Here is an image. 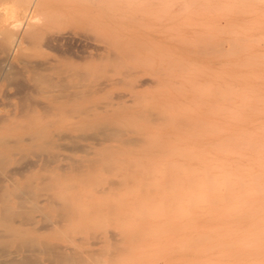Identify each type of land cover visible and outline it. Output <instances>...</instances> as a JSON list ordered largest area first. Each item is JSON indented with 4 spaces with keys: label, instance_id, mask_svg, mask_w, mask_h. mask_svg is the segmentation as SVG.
<instances>
[{
    "label": "bare ground",
    "instance_id": "bare-ground-1",
    "mask_svg": "<svg viewBox=\"0 0 264 264\" xmlns=\"http://www.w3.org/2000/svg\"><path fill=\"white\" fill-rule=\"evenodd\" d=\"M96 1L99 2L100 0ZM105 1H103L104 4ZM194 1L190 2L188 0L189 4L192 3L196 6L195 3L193 4ZM40 2L41 0H27L26 8L18 18H14V21L10 24H2L3 33L6 32L7 34L10 29L12 30L10 40L5 38L0 40V82L7 81L13 86L15 85L19 97L17 103L12 105L10 102L11 106L9 107L12 108L11 110L7 112L0 110V123L7 121L15 123L13 133L0 134V239L5 237L13 239L12 251L8 246L9 244L3 243L4 241L0 242V264H43L40 259L41 254L46 257V260H44L46 264H100V262L98 263L93 259L95 257L94 251L83 252L77 248L68 250L47 242H38L35 239L36 237H33V233L38 232L40 229L53 232L56 228L55 225L59 222L63 223L62 227H59L64 228L67 219L73 215L70 204H75V206L77 204V193L80 187L76 188L75 184L70 182L71 180H64L62 184L65 187L67 186L66 190L61 191V193L56 192L62 189L55 191V185L49 182V180H52L48 175L49 168L55 166L54 169L65 174L68 171L80 172L83 168L94 166L98 162L97 158L82 160L64 156L61 153L62 151L70 153L83 152L86 155L95 156L103 155L104 169L110 171L116 162L113 161L114 155L120 153H138L146 155V157L164 154V156L170 155L177 160L171 164L172 172L170 174L167 173L168 171L165 172V177H168L166 181L164 180L166 185L163 184L164 182L160 178H156L153 186L150 185V189L145 184L149 180L147 181L144 178L147 182L142 181L141 194L133 195V198H135L134 196L144 197L143 192L146 193L148 190H152L149 193L153 192V197L158 201V204L153 206H150L151 204H141L132 209L135 211L136 218L141 222L135 232L136 242L141 245L139 264H264V13H253L251 15V12H244L235 15L225 12L223 15L225 26L218 31L216 29V43L206 44L205 46L200 45V47L197 46V49L194 48V53H200L206 57L219 54L221 60L216 77H212L208 84H205L206 87L204 85L205 89L202 88L200 91L202 95H199L201 97L199 104L193 102L183 113L171 109L172 112L169 111L171 113H168L162 109V106H158L159 109L142 107L143 110L139 112L137 117H119L120 113L127 112L130 108L137 106L136 103L133 104L132 101L127 106L126 101L122 102L119 101L122 99H119L117 102L108 101L101 103V105L88 106L78 102L79 99H84L93 92L99 93L110 90L118 81L106 79L96 84L85 83L87 72H85L84 67L79 69V66H75V68L69 64L65 66L67 70L62 68L65 55L60 56L61 54L58 53V58H62H50L49 56V59L35 60L29 49H25V53L28 54L24 53L22 50L23 44L28 43L31 39L33 41L35 37V34L30 33L28 36L25 32L34 22L31 21L37 17H35V12L40 6ZM87 2L84 3L87 4ZM255 7L261 6L255 5ZM202 10L199 11L202 12ZM206 10L215 15L217 14L215 10L214 12L211 10V7L209 9L205 8L203 12H207ZM35 21L37 20L35 19ZM34 23L36 24V22ZM89 29L87 30L89 31ZM68 32L69 34L52 32L46 36V46L53 47L51 50L47 48V51L52 52L54 48L59 47L62 43L67 44L73 41L74 38L70 34L72 31ZM91 32L92 30L88 33L89 36ZM94 32L91 33L93 37L96 38L97 36V39L105 38L97 35L99 31ZM75 36L77 37L74 34ZM80 37L82 36L79 35L78 38ZM204 38H201L202 41H204ZM27 39L29 40L27 41ZM97 39L93 42L96 43L101 40L98 41ZM195 39L199 40V37H195ZM171 40L172 42L175 41L174 39ZM179 40L175 42L180 44L181 40ZM83 42L81 41L79 44ZM182 42L184 43V41ZM186 42L184 44L188 47L190 42ZM44 43H38L40 46L37 48L42 47ZM75 43L77 41L73 42L74 45ZM98 44L101 45L102 43ZM126 44L124 47L131 48V44L128 45V42ZM199 44L197 43V45ZM141 48L143 47L141 46ZM143 49L147 50L148 48L145 49L144 47ZM34 51L33 49L32 54L34 55L40 53V50ZM85 51H88V48ZM82 53L88 55L89 52L83 50ZM112 54L114 55V52ZM66 56L68 57V55ZM111 57L110 61L118 62L120 60V58H116V60L114 56ZM201 58L203 57L201 56ZM66 59L69 60L70 57ZM82 59H85V57ZM74 60L72 61L74 62ZM16 62L21 67H17ZM140 65L143 67L145 64L142 65L141 63ZM190 65L191 63L188 64L189 67L194 66ZM169 66L170 64L166 66L167 73L165 71L161 76L159 65L156 74L159 77H169L172 74V72H169L172 70L169 69L172 68V65ZM118 67L117 64V69ZM124 68L125 70L128 68V70L124 71L125 76H121L122 81L119 84L124 81L122 85L129 87L131 85L130 81L127 82L126 80L127 77L132 76L131 71L134 72L135 69H131L127 65ZM181 68H178L177 75L183 71L186 74L187 70L184 67L183 70ZM126 72L129 73V76ZM97 74H99L98 71ZM201 75L202 73H200ZM67 79L75 82H68ZM183 80L192 87L191 92L199 87L197 76L188 77L187 75ZM149 81L158 83L160 79L157 77L154 79L153 77ZM133 82L135 83V81ZM142 82L137 83L135 89L142 84V86L146 85L145 81ZM164 83L166 84V82ZM173 84L181 83L173 80ZM12 85L10 87H13ZM1 86L3 87V85ZM170 88L172 87L170 86ZM177 88L175 89L176 92H182L183 89L177 91ZM17 92L13 95H17ZM6 95L7 93H4L3 98H6ZM191 95L193 96L195 93ZM109 96L111 95L107 97ZM124 96L121 94L119 97L123 98ZM162 97L164 98V96ZM184 98L182 97V99ZM153 106L156 107L157 105ZM6 107L8 106L3 105V108ZM94 115L98 117L95 118ZM162 122H164V125L167 122L172 130L171 134L166 133L164 136L177 137L169 146L162 141V134H148L147 131L145 132V125L142 124H158L161 129ZM87 140H92L94 143L90 145L81 143ZM112 140L118 144L104 145ZM13 159L15 160V166L9 168V164ZM60 161H67V163L59 165ZM135 162L130 161L127 177H121L117 174L118 178L114 179L113 174L117 170L113 169L115 173L111 172L113 173L111 176H108L110 172L106 171V175L111 179L106 182L105 187L96 192L103 195L106 201L109 200L106 203L107 209L111 206L110 208L114 210V206H118L116 190L119 187L128 189L129 185L134 183L135 180L131 177L134 175V171L131 170L141 167L140 163L134 166ZM151 165L153 166V163ZM133 166L135 168H132ZM38 167L42 168V171L44 170V173L40 174V195L32 190L35 174H32L27 181L17 187L13 177L15 174L19 175L21 172L33 171ZM168 167L170 168V166H166V168ZM152 173L154 172L148 170L149 176ZM81 175V172L80 176L77 175L80 178H78L77 184L84 187V185L89 184L90 176L83 174L84 176L81 177ZM91 175L94 176L95 174ZM21 177H24L23 174ZM52 181L56 183L57 180L53 179ZM95 183L97 184L98 181ZM95 183H92L94 189L96 188ZM113 191L115 192L113 193ZM79 192H83V190ZM84 194L87 195L88 192ZM110 194L112 197H108ZM93 195L95 196V194ZM86 197H89V195ZM11 198L16 200L15 206L10 205L12 204ZM141 199L144 201V198ZM111 200L115 201L116 204L110 203ZM89 202L92 205L98 203L93 202L92 199H89ZM138 203L139 201H137ZM87 209L85 207L84 210L87 211ZM94 210L95 212L98 211L97 208H94ZM50 211L53 215L50 214ZM35 212L40 213L44 224L38 229L27 228L28 224H34ZM111 214L114 216L113 213ZM111 219L108 220V223L113 225ZM149 221L153 222L150 223ZM150 225L156 227V229L148 233L147 227ZM92 226L91 224L90 229L95 227ZM167 229L168 233L166 235L165 230ZM110 232L109 235L114 234V230H110ZM54 234L56 236L58 233ZM68 235L71 236V234ZM60 236L58 234L57 238H60ZM96 236L98 237V235ZM130 236L131 233L124 234V236L121 234L120 240H126ZM112 238L117 239L115 236ZM150 238L154 239L153 244L147 243ZM90 239L93 240L92 234H90ZM65 240L68 241L69 239ZM96 240L93 241L94 245L97 242ZM113 243L115 242L112 241ZM93 244L91 243V245ZM113 249L115 251V247L112 246L110 253L112 250V253L116 254L117 251L114 253ZM99 254L97 255L99 256ZM130 254L131 251L128 255L131 256ZM110 258L115 259L114 256ZM118 262L120 263V261L115 260L112 264Z\"/></svg>",
    "mask_w": 264,
    "mask_h": 264
},
{
    "label": "rangeland",
    "instance_id": "rangeland-1",
    "mask_svg": "<svg viewBox=\"0 0 264 264\" xmlns=\"http://www.w3.org/2000/svg\"><path fill=\"white\" fill-rule=\"evenodd\" d=\"M83 1L85 3L87 2L86 0H41L40 6L38 7V9L35 12V17L36 16L37 17L31 21V22H33V21L36 22V24L34 22L31 23V25L26 29V32H25V33H27L28 36L30 35V33H33V35L35 34L34 35L35 37L33 38V41L31 38H30L31 40L27 39V41L28 40L29 41H28V43L23 44L22 50L25 53V49L26 50L29 49V52L31 53L32 56H34L33 58H35V60L49 59L48 58L49 56H50V58H54V57L57 59L62 58V57L58 58V56H59L58 53L61 54L60 56L68 55V57L67 56L63 57L62 63L64 66H62V68L64 70H67L65 66H67L69 64L72 65V67L79 66L78 67L79 69L84 67V69L86 70L85 72H87L86 73L87 75H86V78L84 81L85 83L96 84L98 82L105 81L106 79H115L116 81H118V83L116 85H114L110 90L102 91L99 93L93 92V93L89 94V96H86L84 99H79L78 102L81 104H84V105H88V106L95 105V104L101 105V103L108 102V101L117 102L119 99H122V100H119L122 102L126 101L125 103L127 106H129V104L132 103V101H133V104L136 103L135 105H137V106L130 108V110H128L127 112L120 113L118 115L119 117H132V116L137 117L139 112L141 110H143L142 107L159 109L158 106H162L163 107L162 109L166 110L168 113H171L173 110L174 111H180L183 113L184 111H186V109L193 102L194 103L196 102V104H199L200 99H201V97L199 95H202V93L200 91L202 90V88L205 89L204 85L208 84L209 80L212 77L213 78L216 77L217 72L220 68L219 66H220L221 60L219 59V54H217V55L213 54L210 57H208V56L206 57L205 55H201L200 53H194L193 50L197 49L198 48L197 46L200 47V45L205 46L206 44L208 45L211 43H216L217 31L219 29L223 28V26H225V21H224L225 19L223 17L225 12H228L230 14H235V15L237 13L241 14L244 12H251V15H253V13H255V14L256 13H264V0H256V1L255 0H195V1L193 0L194 1L193 4L195 3L196 6L192 5V3L189 4L188 0H176V1L175 0H106L105 4L103 3V1H104L103 0L100 3L101 5L99 4V2L101 0L99 2L96 0H88L89 2H87V4H85ZM189 1L192 2V0H189ZM26 2H27V0H0V40H2L3 38H5L6 40L11 39L10 32L12 29H10L9 33L6 34V32H4L5 33L4 34L2 24H5V25L10 24L14 21V18H18L21 15V13L23 12V10L26 8ZM95 3H97V4L95 5ZM202 3H203V5L201 6ZM2 4H3V6H2ZM255 5H257V6L260 5L261 7H255ZM169 6H171V7H169ZM250 6H254V7H250ZM210 7H211V10H213V12L215 10V13H217L216 14L217 16L214 13H211L207 10H206L207 12H203V11H205V8L209 9ZM202 9H204V10H202ZM199 10H202V12H200ZM3 14H5V15H3ZM188 17H190V18H188ZM35 19L37 21H35ZM37 23H40L41 25L40 24L37 25ZM48 23L53 24L52 25L53 27L51 26V24H48ZM89 25H90L91 29H89L90 28ZM32 26H34V27L32 28ZM50 27H51V29H50ZM34 29H37V30L35 31ZM46 29H50V30L47 31ZM87 29H89V31ZM216 29H217V31H216ZM85 30H87L88 33L90 32V30H92L93 33H95L94 31H99L98 32L99 34H97V35H99V36L101 35V37H105V38L104 39L103 38L97 39V36H96V38L92 36V34H91L92 32L90 33V36H92V37H90L88 35V33H86L87 31L85 32ZM68 31H72L70 34L73 36L74 40L77 41V43H75V45L73 44V42H76V41L73 40L67 44L62 43L63 45L61 44L59 47L54 48V50L52 52L47 51V48H49L50 46H48V47L46 46V42H45L46 36H48L52 32L53 33L59 32V33H63V34H69ZM100 31H102V32H100ZM214 31H216V32H214ZM197 33L200 35L197 36L198 35ZM74 34L77 35V37L76 36L74 37ZM79 35H81L83 38L82 37H80L81 39L78 38ZM195 37H199V40L202 43L199 40L195 39ZM200 37L201 38L205 37L204 41H202L203 39H201ZM92 38H94V39H92ZM206 38H208L207 41H205ZM82 39L84 40V42ZM91 39H92V41H91ZM96 39L98 41L100 39L101 40L99 42L94 43L96 41ZM171 39H174L177 42L180 39L181 45L175 41L172 42ZM183 39H185V40H183ZM78 41L79 42L82 41L83 43L79 44ZM103 41H104V43H103ZM182 41H184V43L186 41H187L186 43L190 42L188 44L189 46L188 47L185 46V44ZM92 42H93V44H91ZM127 42H128V45L131 44L130 45L131 48L124 47V45ZM38 43L39 44L44 43L45 45L42 44V47H40L38 49L37 47L40 46V45H38ZM98 43H100V44L102 43V44L99 45ZM197 43L198 44L200 43V44L197 45ZM182 44H184V45H182ZM44 46H46L45 49H43V51H41ZM141 46L143 48L145 47V49L146 48H148V49L144 50L143 48H141ZM190 47H192V48H190ZM87 48H88V51H85V50H87ZM104 48H105V50H104ZM128 48L132 51H130ZM33 49L35 51L40 50V53H38V55L36 53H35V55L32 54ZM49 49L51 50V49H53V47H51ZM83 50H84V52H87V53L89 52L88 55L86 53L83 54L82 53ZM149 50H151V51L149 52ZM54 51L55 52L58 51V52L55 53ZM111 51L114 52V55L112 54L113 52H111ZM183 51H185L186 53H184ZM181 52H183V53H181ZM25 54H28V53L26 52ZM111 55H112V57L114 56L115 59L120 58V60L118 62L117 61L116 62L110 61ZM127 56H128V58H127ZM201 56L203 58H201ZM69 57H70V59H69ZM71 57L73 59H75L74 62L72 61L73 59ZM84 57H85V59H82ZM168 57H171V58H168ZM66 58H68L69 60H67ZM189 58H191V59H189ZM76 59L79 61L81 60V61L79 62ZM129 60H131V61H129ZM180 60L182 61V63ZM148 61H149V63H147ZM110 62H112V63L110 64ZM125 63L129 68L135 69L134 72L131 71L132 76L128 75L129 71L126 72L127 75L129 76V77H127L128 79L126 81L127 82L130 81L129 83L131 84V85H129V87L127 85H125V86L122 85L124 83V81L121 84H119L122 81L121 76H123V77L125 76L124 71L128 70V68H127V70H125V68H124L126 66V65H124ZM141 63H142V65L143 64H145V65L142 67L140 65ZM159 63H161V64H159ZM168 63L170 64V66L172 65L171 66L172 68H169L170 66L168 68L173 70V71L172 70L169 71L170 73L172 72V74H170L168 72L170 74L169 75L170 78L169 77H166V78L159 77V75L156 74L157 67H159V65H160V70H161L160 75L162 76V74H164L165 71L167 73L166 66L169 65ZM190 63H191L190 66H193V65L194 66L189 67L188 64H190ZM192 63H194V64L192 65ZM117 64L119 65L118 69H117ZM173 64H175V65H173ZM15 65L17 67H21V65L18 62H16ZM85 66H86V68H85ZM195 66H197L198 68ZM180 67H182V68L184 67L185 70H187L186 74L183 71V72H180L182 75L181 74L177 75L178 68H180ZM188 69H189V71H188ZM97 71L99 74H97ZM151 71H153V72H151ZM110 72L111 73L113 72V73L111 74ZM137 72H139V73H137ZM192 72H194V73H192ZM199 72L202 73L201 76H200ZM114 73H115V75H114ZM189 73H190V75H189ZM95 75H96V77H95ZM187 75H188V77L197 76L199 79V81L197 83L199 87L197 88V90L194 89L195 90V91L193 90L194 92L193 91L191 92L192 87L188 83H186L185 80H183V78ZM133 77H134V79H133ZM153 77H154V79L156 77L158 79H160V81L158 82L159 84L149 81V80H152ZM119 78H120V81H119ZM167 78H168V80H167ZM173 80L179 81L181 84H173ZM67 81L68 82H75L74 80H69V79H67ZM133 81H135V83ZM142 81H145L144 83L146 85L142 86L143 84L142 85L140 84L141 86H138V88L135 89L137 87L136 84L141 83ZM164 82H166V84ZM8 83L9 82H7V81H1L0 82V87H1L0 88V101H1L0 102V110L2 112H7V111L11 110L12 108L9 106H11V104L13 105L14 103H17V98L19 97V93L17 92L16 86L15 85L13 86L12 84H10V83L8 84ZM134 84H135V86H134ZM1 85H3V87ZM5 85H6V88H5ZM10 85H12L13 87H10ZM170 86L172 88H170ZM175 87L176 88L178 87L177 91H179V90L181 91L183 89L182 92H180V93L176 92ZM179 87H180V89H179ZM205 87H206V85H205ZM171 89L173 92L171 91ZM15 91L18 93L17 95H13V93L14 94L16 93ZM3 92L5 94L7 93L6 98H3V96H4ZM192 93H195V95L192 96L191 95ZM9 94H10V96H9ZM121 94L123 96L124 95L125 96L123 98L122 97L120 98L119 96H121ZM108 95H111L112 97L111 96L107 97ZM133 96H134V98H133ZM162 96H164V98ZM179 96H182L183 98L184 97L185 98L182 99V97H179ZM186 96H188V97H186ZM7 97H10V98H7ZM110 97L114 98V99L112 100ZM131 97L133 100L130 99ZM116 98H117V100H115ZM192 99H194V100H192ZM145 100H146V102H144ZM10 102H11V104H10ZM3 105H6L8 107L3 108ZM153 105H157V106L155 107ZM169 105H170V107H168ZM169 111H171V112H169ZM93 117L96 118L98 116L94 115ZM163 123L164 122L161 123L162 124L161 129H160L161 126H159L158 124H156V125L155 124H148V123H142V124L145 125V132L147 131L146 133H148V134H158V133L162 134L163 135L161 138L162 141H164L165 145L169 146L172 143V141H174L177 137H166V136H164L166 133L171 134L172 130L168 126L167 122H165V125ZM14 126H15V123L12 121L0 123V134L1 133H11V132L13 133V130L15 129ZM163 127H165V128H163ZM73 133H77V132H73ZM81 143L85 144V145H88V144L90 145V144L94 143V141L87 140V141H84ZM115 144L117 145L118 143L116 141L112 140V141L106 142L104 145H115ZM61 153L64 156H69L71 158L82 159V160L97 158L98 162L95 163L94 166H91L88 168L85 167L80 171L82 173L81 177L84 175L90 176L89 184L84 185V187L82 185L77 184L78 180L80 179L78 177V176H80V172L68 171L67 173L62 174L61 171L53 168L55 166H53L52 168H49L48 175L50 176V179H52V180L56 179L57 180L56 183H54V181H52V180L51 181L49 180V182H51L52 184L55 185V187H54L55 191L57 189L58 190L62 189V190L56 191V192L61 193V191L66 190L67 186L65 187V185L62 184V182L64 180H68V181L71 180L70 182L75 184L76 188L80 187V188H78L79 191L83 190V192H79V191H78V193L76 192L77 196H78L77 197L78 198L77 199L78 205L76 204V206H75V204H70L71 208L73 210V215H72V217L67 219L68 221L65 220L66 225L64 228L59 227L63 224V223L59 222L60 225H59V223L57 225H55L56 228H54L55 230L52 229L53 232H50L49 230L46 231V230L40 229L38 232L33 233V237L34 238L36 237L35 239L38 242H47V243H50L52 245H56V246H59V247H62V248L68 249V250H73V249L77 248L83 252L94 251L95 257L93 259L96 260L98 263L100 262V264L101 263L102 264H107V263L112 264L113 262H115V260L120 261V263L118 262L116 264H139V255L141 252V245L139 244V242H136L137 237H136L135 232H136V230H137V228L141 222L136 218V215L134 214L135 211H133L132 209H134L135 206H137V205L140 206L141 204H143V205H150L151 204L150 206H153V205L158 204V201L156 198L153 197V192L149 193V191H152V190H148L147 191L148 193L143 192L144 197L134 196L135 198H133V195L134 194H141L140 188L142 186L143 180L145 182H147L149 180V182L151 184L149 182L145 183L149 187H150V185H151V187L153 186L156 178H160L162 182H164V180L166 181L168 177L167 176L165 177V175H166L165 172L168 171L167 173L170 174L172 172V165L171 164L173 162H176L177 160L173 159V157L170 156L169 154H168L169 156H164V154H157V155H153L150 157L149 156L146 157V155L144 156L143 154H138V153L137 154L136 153H132V154L120 153L119 155L118 154L114 155L113 161L114 162L116 161V162L112 166L113 168L111 167L112 170L110 171L109 169L108 170L104 169V166H103L104 164L102 162V161H104L103 155L95 156V155H86L83 152H81V153L80 152L70 153L67 151H62ZM125 154H126V156H125ZM134 154H135V156H134ZM165 155H167V154H165ZM131 160H133V162H135V160H137L135 162L134 166L137 163L138 164L140 163L139 165L141 166V167H139V165H137L139 168H135L134 166L132 167V168H135V170L134 169L131 170V171H134V175L131 177H133L135 181H134V183L129 185L128 189L126 187H119L118 190H116L117 195L119 196V197L117 196V198H116L118 206L115 205L114 210H112L110 208L111 206L110 207L108 206L110 209L109 210V209H107V204H106L107 201L109 202V200L107 199V201H106V199L103 198L104 196L98 194L96 191L105 187L106 182L110 181V179H111L108 176H111V174H113L115 172L116 173L113 174L114 179H117L118 175H120L121 177H124V176L127 177L128 173H129ZM141 160H142V162H141ZM14 161L15 160L13 159L12 162L9 164V168H13L15 166ZM64 163H67V161L66 162L60 161L58 164L60 165V164H64ZM150 163L151 164L153 163V166ZM146 166H147V171H146ZM166 166H170V168L169 167L166 168ZM113 169H116L117 171L114 170L115 172H113ZM39 170L41 171L40 173H39ZM148 170H151L154 173H152L149 176ZM106 171L110 172V174L108 176L106 175L107 174ZM144 171H145V173H144ZM111 172H113V173H111ZM21 173L23 174L24 177H21L22 176ZM21 173H19V175L15 174V176H13L14 181L17 184V187H19L21 184H23L25 181H27L31 177L32 174H35V178L33 179L34 185H33L32 190L34 193L40 195L39 194L40 193V186L39 185H40V176H41L40 174H43L44 170L42 171V168L38 167L33 171L21 172ZM91 174H93V175L95 174V175L92 176ZM145 174H147V175H145ZM144 178L147 179V181ZM152 178H155V179H152ZM151 179H152V181H151ZM96 181H98L100 186L97 185L98 183L97 184L95 183ZM92 183H95V185H96L95 189L92 188V187H94V185ZM5 184H3V186H5ZM163 184L166 185L165 182ZM90 186H91V188H90ZM151 187H150V189H151ZM87 192H88V194H87ZM114 192L115 191H113V193ZM84 193H86L87 195H85ZM110 193H112V192H110ZM93 194H95V196ZM88 195H89V197H86ZM115 196H113V197H115ZM108 197H112L111 194ZM141 198H144V201H142L143 199H141ZM89 199H92L93 202H95V203L98 202L97 205L95 204L96 207H95V205H92V203L89 202ZM137 201H139L138 204H137ZM11 203H12V204H10L11 206H15L16 200L11 198ZM110 203L116 204L115 201H112V200L110 201ZM85 207H86V209L88 208L87 211L84 210ZM94 208L95 209L97 208V210L99 208V210L97 212H95ZM111 211H114V212H111ZM111 213H113L114 216H112ZM50 214L53 215V213L51 211H50ZM34 215L36 218L34 224H32V225L28 224L26 226L27 228L31 227V228H37L38 229L41 225L43 226L44 220L42 219L40 213L35 212ZM109 215H110V217H109ZM110 219L113 222V225L111 223H108V220L110 221ZM149 222L151 223L153 221H149ZM91 224L93 225L92 227L95 226L94 228H96V227L97 228L96 229H94V228L90 229ZM110 224H111V226H110ZM81 228H82V230H81ZM155 229H156V227H153L150 225L149 227H147V230H148L147 232L149 233V232H151V230L154 231ZM108 230H109V232H110V230L111 231L114 230L115 235L114 234L109 235ZM77 232H78V234L76 235ZM54 233H58L59 236L60 235H62V236H60V238H57L58 234H56V236H55ZM128 233H131V236L129 238H127L126 240H120L121 234L124 236V234H128ZM166 233H168V229L165 230V234ZM68 234H71V236L69 237ZM90 234H92V238H93L92 241L90 239ZM95 234L98 235V237ZM78 235H80V236L78 237ZM117 235H119V236H117ZM114 236L117 239H115V238L111 239V237H114ZM132 238H134V239H132ZM65 239H69L68 240L69 242ZM95 239H97L96 240L97 242L94 245L93 241H95ZM81 240H85V241H81ZM117 240H119V241L117 242ZM112 241L115 242L116 244L115 243L112 244ZM133 241H135V242H133ZM0 242L6 243L7 245L9 244L8 246L10 247V250L11 251L13 250V247H12L13 239L12 238H10V237L1 238ZM153 242H154V239L150 238L147 243L153 244ZM91 243L93 245H91ZM117 243L119 244V246ZM111 245L113 247H115V251L113 249L114 253H116V251H117V253H121V254H117V253L113 254L112 250L110 253V249H112ZM92 248H94V249H92ZM84 250H86V251H84ZM98 250H99V252H98ZM119 250H121V251L118 252ZM122 251H124V252H122ZM130 251H131L130 255L132 257L134 256L135 258L134 257L133 258L136 260H134L131 256L128 255L130 253ZM96 253L97 254L100 253L99 256ZM126 254H127V256H126ZM109 255H112V256H109ZM120 255H122V256H120ZM123 255H125V256H123ZM113 256L115 257V259L110 258ZM40 259H41L43 264H46V261L44 262V260H46V257L43 254L40 255ZM130 261H132V262H130Z\"/></svg>",
    "mask_w": 264,
    "mask_h": 264
}]
</instances>
